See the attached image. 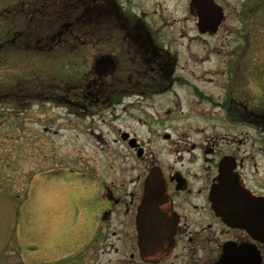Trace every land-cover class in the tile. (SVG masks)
I'll use <instances>...</instances> for the list:
<instances>
[{
  "label": "flooded vegetation",
  "instance_id": "af4514ba",
  "mask_svg": "<svg viewBox=\"0 0 264 264\" xmlns=\"http://www.w3.org/2000/svg\"><path fill=\"white\" fill-rule=\"evenodd\" d=\"M150 1L17 0L15 18L30 28L0 29V129L3 140L13 134V146L0 142V153L15 158L36 149L33 125L44 116L49 125V104L72 118L69 127L78 128L82 118L121 114L138 117L148 136L140 140L114 128L142 171L107 181L69 171L55 178L87 188L60 190L47 207L28 205L29 194L10 193V167H22L18 157L10 162L0 155V196L12 200L16 213L0 264H264V222L251 201L264 199V143H247L241 133L221 137L220 147L215 139L183 140L194 119L264 133V91L247 102L248 86L264 82V61H245L260 50L255 29L264 28V0H213L223 13L213 35L199 32L191 0H169L170 10L165 0ZM182 1L185 16L176 17ZM40 20L47 29L36 28ZM220 31L226 51L221 95H213L199 85L212 79L198 78L189 69L197 63L184 57H192L189 42ZM49 59L71 71L60 75L63 83H49ZM156 149L174 160L161 162ZM225 160L227 179L249 194L246 200L218 189L228 187L219 183ZM154 168L176 225L171 252L146 259L136 216Z\"/></svg>",
  "mask_w": 264,
  "mask_h": 264
},
{
  "label": "rangeland",
  "instance_id": "374dc122",
  "mask_svg": "<svg viewBox=\"0 0 264 264\" xmlns=\"http://www.w3.org/2000/svg\"><path fill=\"white\" fill-rule=\"evenodd\" d=\"M16 2L17 0H0V29L3 28V13H9L10 15L7 14V18L13 20L11 15L15 12ZM151 2L148 0V3ZM169 3V0H165L166 6ZM180 6V12L176 17L181 15V18H183L185 16L183 1ZM171 7L172 5H169L168 9L170 10ZM231 24L237 25L236 22ZM187 28L193 29L191 23L187 24ZM255 36L259 41L257 45L258 48L260 47V50L258 52L255 51L254 54L247 55L245 58L246 63L254 60L264 61V28L261 32L258 28L255 29ZM186 42L188 43V40H183V43L186 44ZM224 42L225 39L221 31L216 37H199L196 44L189 42L192 57L188 58L187 55L184 57L186 61L197 63L196 66L190 65L189 69L198 78L212 79L211 84L201 81L199 85L213 95H221L219 84L222 83L221 79L224 69L223 63L226 51L223 45ZM181 60L184 61V59ZM263 86L264 82L260 85L254 84L248 86L250 92L248 91L247 96L249 95L250 100L248 98L247 102L260 96L258 89L264 91ZM63 115H65L64 109L52 107L49 104V125L47 116L42 118L44 120L43 123L39 122L37 125H33L32 134L37 136V140L35 141L36 149L32 151L23 150L24 154L20 157V154L16 153L17 156L15 158L6 156L3 152L0 153L5 160L10 162H14L18 157V161L16 162L23 169L15 171L16 167H10L9 179L7 180L9 181V190L12 195L20 194L24 196L29 194L28 205L47 207L49 206V201L55 199V195L60 190H67L72 186H75L76 189L87 188L85 186L88 185L82 182L65 184L55 178L69 171H72L76 176H80L81 179H88L86 176H89L90 173L106 181L108 176L113 178L116 176L117 180L121 174L130 176L142 171L143 163L136 160L132 152L119 141L116 132L113 130L115 128L121 131H132L140 140H146L148 136L137 125L138 117L121 114H118V116L106 114L103 117H86L80 119L78 128H74L69 127L67 123L72 118H66ZM192 125L194 129L188 132L183 140L199 143L205 141L213 142L212 139H215L217 144L214 147H220L225 145L222 144L223 140L221 137L241 133L246 134L247 143L254 140L261 141L262 144L264 143V133L260 134L258 131H254L248 127L243 129L226 128L223 127L217 118H213L212 121L208 122L194 119L192 120ZM45 127H49V132L44 131ZM213 127L214 129H212ZM0 132V142L6 141L8 147L10 145L13 146V141L9 139V136L13 134H8V137L3 140L5 135L3 129H0ZM246 147H249V144ZM157 150H159V160L161 162H172L174 160V155L166 156L160 149L153 151L156 152ZM262 182H264V175Z\"/></svg>",
  "mask_w": 264,
  "mask_h": 264
},
{
  "label": "water",
  "instance_id": "95a60500",
  "mask_svg": "<svg viewBox=\"0 0 264 264\" xmlns=\"http://www.w3.org/2000/svg\"><path fill=\"white\" fill-rule=\"evenodd\" d=\"M190 12L198 21L201 34L213 35L222 22V9L213 0H191ZM125 139V138H124ZM228 162L222 164L219 183L228 187L218 188L222 195H234L239 201L249 198V194L237 183L227 179ZM152 176L146 181L145 193L136 216V230L140 254L146 259H159L169 254L173 248L172 233L176 225V217L167 207V197L164 186L156 175L158 169H152ZM233 182V183H232ZM252 206L257 214L262 215L264 222V199H254ZM243 205L244 204H241ZM16 225L14 203L10 198L0 196V254L6 248ZM165 234V235H164Z\"/></svg>",
  "mask_w": 264,
  "mask_h": 264
},
{
  "label": "trees",
  "instance_id": "16d2710c",
  "mask_svg": "<svg viewBox=\"0 0 264 264\" xmlns=\"http://www.w3.org/2000/svg\"><path fill=\"white\" fill-rule=\"evenodd\" d=\"M262 11L264 12V5L262 7ZM17 13H18V6L17 5H15L14 14L11 15V17H13V20L11 18H7V14L10 15L9 13H6V12L3 13L4 19H3V23H2L3 28H1L2 30L3 29L12 30V29L30 28L29 22H26L24 20L19 21L15 18V15ZM36 24H37V27L36 26L35 27L37 29H47L49 26V23L47 21H44V20H40ZM54 61L51 62V60L49 59V83L52 82V83L58 85L57 83H59V82L61 83L63 81L61 79L60 75L70 73L71 71L70 70L68 71L67 67H65V66L63 67L62 65H59L58 63H55Z\"/></svg>",
  "mask_w": 264,
  "mask_h": 264
}]
</instances>
